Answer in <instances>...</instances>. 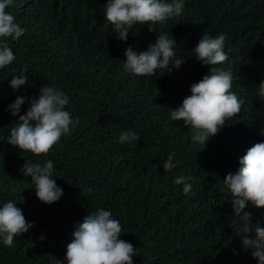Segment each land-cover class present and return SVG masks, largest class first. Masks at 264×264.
I'll return each instance as SVG.
<instances>
[{"label": "trees", "instance_id": "obj_1", "mask_svg": "<svg viewBox=\"0 0 264 264\" xmlns=\"http://www.w3.org/2000/svg\"><path fill=\"white\" fill-rule=\"evenodd\" d=\"M105 0H14L6 10L24 35L10 42L17 59L0 70V201L14 199L35 227L0 246V264H52L63 259L73 224L97 206L112 209L123 225L120 238L136 248L134 264H255L240 250L234 235L229 196L221 192L226 173L238 157L264 137V102L255 88L264 79V0H185L184 13L157 32L169 31L190 55L201 36L223 32L226 47L241 57L232 66L233 88L244 98L241 111L203 145H193L191 129L168 118L189 94V85L207 72L194 58L158 77H132L121 68L124 48L137 51L154 41L155 31L137 26L125 42L111 34L104 20ZM28 69V83L18 92L8 86L10 69ZM162 74V75H161ZM9 75V76H8ZM70 96L69 111L78 126L50 152L57 169L58 202H40L30 178L18 169L27 155L7 144L5 136L17 119L4 111L16 95H35L45 84ZM27 104L22 105L21 114ZM133 129L139 140L121 144V130ZM172 152L174 172L160 166ZM194 179V194H182L172 183L176 172ZM84 185L94 191H80ZM264 210L252 209L259 218ZM43 233L45 240L37 236ZM32 242V243H31ZM233 249L237 254H233Z\"/></svg>", "mask_w": 264, "mask_h": 264}, {"label": "clouds", "instance_id": "obj_2", "mask_svg": "<svg viewBox=\"0 0 264 264\" xmlns=\"http://www.w3.org/2000/svg\"><path fill=\"white\" fill-rule=\"evenodd\" d=\"M13 2L0 0V70L16 61L10 42L17 41L25 33V28L6 10ZM184 10L185 0H105L102 7L104 20L118 41L125 42L129 35H138V30L134 31L137 26L147 25L149 32L155 31L154 41L144 50L137 51L131 44L124 48V58L119 61L122 71L129 76L158 77V72L178 70L189 57L202 67L207 66V72L189 85V94L176 107L167 109L169 120L180 121L191 129V143L205 147L244 105V98L233 88L231 70L241 57L226 47L223 32L215 35L205 32L188 52L190 55L178 54L177 49L181 48L175 38L169 31L157 32V26L167 25ZM27 72L24 66L10 69L8 86L13 92L20 91L28 83ZM255 95L264 102V79L256 86ZM25 104L27 107L21 114ZM69 104L70 96L62 88L45 83L35 95H16L4 108L12 117H17L8 128L5 142L23 154H30L18 171L30 178L27 183L44 204L58 202L63 195L62 187L56 183L54 160L49 155L79 124L78 117L69 111ZM258 134L264 137V126L259 127ZM138 140L139 134L133 129L121 130L118 136L121 144L133 145ZM178 164L174 153L169 152L160 166L168 173L174 172ZM194 179L180 171L174 174L172 183L181 186L182 194L191 196ZM80 191L92 193L94 189L84 185ZM220 191L229 196L227 202L231 206L234 235L240 250L248 251L255 264H264V211L259 218L252 212V209L264 210V139L253 143L238 157V166L235 171L226 173ZM34 227L35 222L26 220L17 201H0V246L14 247L16 239ZM122 232L123 225L112 209L97 206L73 224L63 259L53 257L52 264H134L136 248L130 241L120 238ZM37 240L43 242L45 235L41 233ZM233 254H237L236 249Z\"/></svg>", "mask_w": 264, "mask_h": 264}]
</instances>
